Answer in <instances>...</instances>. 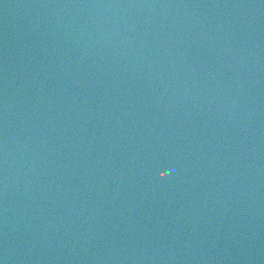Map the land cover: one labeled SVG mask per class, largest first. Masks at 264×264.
I'll return each mask as SVG.
<instances>
[{
  "label": "water",
  "instance_id": "obj_1",
  "mask_svg": "<svg viewBox=\"0 0 264 264\" xmlns=\"http://www.w3.org/2000/svg\"><path fill=\"white\" fill-rule=\"evenodd\" d=\"M0 264H264V0H0Z\"/></svg>",
  "mask_w": 264,
  "mask_h": 264
}]
</instances>
